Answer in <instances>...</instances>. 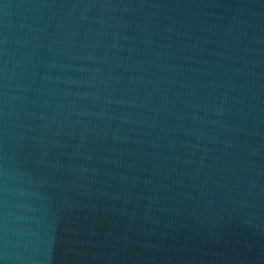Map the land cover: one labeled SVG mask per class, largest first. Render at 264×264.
<instances>
[{
  "label": "water",
  "instance_id": "95a60500",
  "mask_svg": "<svg viewBox=\"0 0 264 264\" xmlns=\"http://www.w3.org/2000/svg\"><path fill=\"white\" fill-rule=\"evenodd\" d=\"M0 264H264V0H0Z\"/></svg>",
  "mask_w": 264,
  "mask_h": 264
}]
</instances>
